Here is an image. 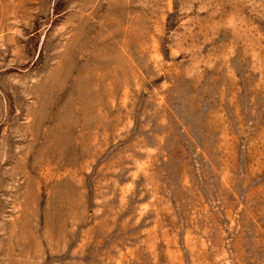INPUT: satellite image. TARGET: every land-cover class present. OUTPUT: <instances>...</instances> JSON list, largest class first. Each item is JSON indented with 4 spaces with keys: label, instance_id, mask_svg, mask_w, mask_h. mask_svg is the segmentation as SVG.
Listing matches in <instances>:
<instances>
[{
    "label": "rangeland",
    "instance_id": "obj_1",
    "mask_svg": "<svg viewBox=\"0 0 264 264\" xmlns=\"http://www.w3.org/2000/svg\"><path fill=\"white\" fill-rule=\"evenodd\" d=\"M0 264H264V0H0Z\"/></svg>",
    "mask_w": 264,
    "mask_h": 264
}]
</instances>
